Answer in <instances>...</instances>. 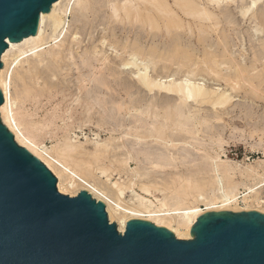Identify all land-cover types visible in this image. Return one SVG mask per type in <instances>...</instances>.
<instances>
[{"label": "bare ground", "instance_id": "6f19581e", "mask_svg": "<svg viewBox=\"0 0 264 264\" xmlns=\"http://www.w3.org/2000/svg\"><path fill=\"white\" fill-rule=\"evenodd\" d=\"M65 1L57 0L49 13L41 15L36 35L26 37L18 43L9 41V47L2 57L4 62H7V58L12 56V62L10 64L7 62L0 73V87L5 97V101L0 107L3 123L13 132L15 140L21 146L26 147L55 173L60 192L76 196L78 190H87L97 200L105 202L110 220L115 222L116 219L120 232L125 231L127 222L131 218H137L170 228L181 239L192 237V227L202 213L222 210H257L264 213L261 191L254 187L259 182L264 181V171H262L263 168L260 169V167H264V160L258 161L257 166L242 167L236 162L223 159L219 153L216 155L206 153L205 158H200V160L194 155L191 159L190 150L187 151L188 155H186L187 153L183 155L184 157L181 155L183 153V145L180 147L182 143L193 145L190 139L185 137V134L196 139L199 132L198 125L222 119L218 110L208 112L204 110L202 105L211 104L216 109L225 107L226 104L229 105L228 102L231 101L232 95L230 96L228 91L220 89L221 87H210L211 85L207 86L205 82L198 80L197 71L200 68V59L199 62L197 59H195L196 61L194 59L188 60L187 69L184 70L181 68L184 67L183 63L180 61L176 63L172 59L177 60L188 51L180 48L172 51L167 49V42L169 43L171 40L173 27L175 30L186 29L187 32H191L189 35H198L196 37L198 41L206 42L209 31L210 33L218 31L222 19L221 14L232 10L233 4L238 2L241 4L240 12L242 15L247 17L251 13L250 20L257 23L254 27L256 28L254 38L264 37V0H239L238 2L235 0H113L111 4L112 13L108 19L109 25L112 27V34L116 35L117 31L126 32L128 40L122 44L119 39L108 40V37L104 36L100 45L94 46V44V47H91L92 53L89 51L90 55H88L94 71H91V77L88 79L87 75L90 76V73L85 75L81 72L85 67H88L86 55L82 58L83 66H78L81 75L79 85L81 93L87 87V80L88 84H91L92 81L98 80L99 82L102 80L103 85L111 90L108 94L109 100L105 95H98L102 100L92 98L93 102L91 103L94 106L88 103L91 108H98L97 114L106 121V124H110L108 127L111 133V137L107 140L95 142L92 151L86 149L84 143H76L70 137L75 123L73 109L63 113L56 110L50 118H45L43 121H34L30 111L23 109V105L30 98L46 93L51 94L60 86V83L65 82L64 77L68 73L65 74L63 68L64 65L68 64V59L64 51L68 49H66L67 45L59 43L66 35L65 20L71 7L68 3L71 0L66 5ZM95 1L75 0L76 9L73 11L74 6H72L70 14L76 16L77 13L81 12L83 15H87V12L95 8ZM46 25L51 29L49 35L45 34ZM233 25L236 26V21L233 22ZM173 33L176 34L177 32ZM218 33L223 34L221 31ZM139 34L142 35L141 38H144L145 42L150 43L148 46L152 47L143 46L144 44L136 45L135 41ZM177 34L176 37L182 35L178 36ZM62 35L63 37L60 39ZM134 36L136 38L131 39ZM220 37L222 39L220 44H224L225 50L228 51L229 47L224 42L225 38ZM261 39H259L257 47L252 45L254 55H252L253 65L251 64V68L247 67V64V66L244 64L246 66L244 67L240 58L235 56L237 53L229 50L230 53H227V56L231 54L230 61L214 59L213 62L217 67H208L210 72L218 74L225 81L233 80L240 83L239 80L250 76L251 73L253 74L257 70L263 71L264 40ZM52 41L65 49L46 51V46ZM103 47H109L111 53L105 52ZM15 48L17 49L15 50ZM29 52L35 55V59L23 58ZM241 59L246 62L247 56ZM201 61L206 63L205 58ZM15 62L20 63V68H22V71L17 73V78L22 82V88L18 93L19 95L13 96L15 94V92L12 94L11 91L13 76L8 81V73L11 64ZM170 62H174L176 66L175 64L171 65ZM170 70L171 73H169ZM60 75L63 81L59 79ZM123 80L126 83L125 100L120 98L121 89H123L121 88V81ZM65 87L70 89V87ZM139 87L148 92H153L155 95L163 93L161 100H163L164 105L161 107L156 104L139 106L134 92V89ZM101 88L103 89L102 86ZM155 91L157 92L154 93ZM80 98L82 97H79V101H81ZM22 103L23 105H21ZM81 104L84 106V113L87 114V99L81 101ZM162 108L165 115H161L158 111ZM107 110H110L112 115L105 117ZM203 110L204 112H202ZM59 118L64 121L62 126L57 124ZM101 121L103 120L101 119ZM126 124L129 127L127 134L133 135L136 141L156 143L161 149L160 153L157 152L158 154L150 153L147 157V163H145L157 172L162 171L168 174L161 178V182L166 183L170 191L160 201L159 206L142 195L143 193L149 196L153 194L154 189L158 190V175L153 174L155 172L152 169L150 172L148 169L142 171L139 166V155L129 149L127 140L123 136H112L114 133H119ZM50 129L60 131L63 134L66 149L70 153L80 156L88 155L89 157L73 163L69 158L71 155L64 157L49 154L43 147L42 133ZM174 134L179 138H171ZM121 148L126 149L128 156L120 157L119 149ZM106 158L110 163L108 165L104 163ZM193 161L196 162V166L201 165V169L196 174H185V170L189 169V164ZM94 162L98 163L97 166H94ZM132 162L135 164L134 167ZM111 171H118L119 174L123 171L129 177L132 175L135 182L125 185L115 181L114 186L121 195H124L126 191H131L134 195V202L123 203L124 201L120 198L112 197L96 182L90 180L91 176L98 173L109 176ZM201 173L209 175V179L205 180L206 177H204L205 181H200L199 174L201 175ZM238 174L242 178L240 181L236 180ZM143 176H146L147 183L139 180L140 178L143 179ZM138 180L142 182L141 194L134 189ZM219 184L221 196L213 195L205 202L206 208L199 206V203H189V199L192 197L204 199V193L208 187ZM241 186L246 187L250 192L242 200L238 197Z\"/></svg>", "mask_w": 264, "mask_h": 264}, {"label": "water", "instance_id": "95a60500", "mask_svg": "<svg viewBox=\"0 0 264 264\" xmlns=\"http://www.w3.org/2000/svg\"><path fill=\"white\" fill-rule=\"evenodd\" d=\"M57 0H0V71L9 41L38 33ZM5 101L0 88V107ZM190 239L131 218L125 231L87 190L60 192L53 171L3 123L0 113V264H264V213L210 211Z\"/></svg>", "mask_w": 264, "mask_h": 264}, {"label": "rangeland", "instance_id": "374dc122", "mask_svg": "<svg viewBox=\"0 0 264 264\" xmlns=\"http://www.w3.org/2000/svg\"><path fill=\"white\" fill-rule=\"evenodd\" d=\"M68 1L69 0H66L64 2L65 5L68 3ZM121 1H125V0H121ZM235 1L238 2L239 0H235ZM112 3H113V0H110V1L109 0H96L94 3L95 8L87 12V15L86 14L83 15L81 12H79L76 14V16H74L73 14H70L72 6H74L73 11L74 9H76L75 0H71L68 3L70 4L69 7L70 6L71 7L69 8V13L65 20L66 35L64 39H62V41L59 43V44L63 43L67 45L66 49H68L64 51V54L66 55L68 59V64L66 66L64 65V68H63V72L65 74L68 73L64 77L65 82L62 84L60 83V86H58L54 90L53 93L51 94L46 93L43 95L32 97L27 102H25L24 105L23 103L21 104L23 105V109L25 110L28 109V111H30L32 115V119L34 121H43L45 118H50L56 110L63 113L66 110L71 111V109H73L75 123L73 124V130L70 134V137L76 143H79V142L84 143V145L86 146V149L90 151L94 149L95 142L97 141L103 142L105 139L107 140L108 138L111 137V133L108 127L110 126V124H106V121H104V119L101 118L97 114L98 108L96 107L91 108L89 104L93 105L91 103L93 102V99L102 100V98H100L98 95H105L107 100H109L108 94H109V91L111 92V90H108L107 87L103 85L102 80L99 82L98 80L95 82L92 81L91 84L90 83L88 84V80H87V87L81 93L79 90L80 79H81L79 67L83 66L82 58L86 55L88 67H85L83 71L81 72L85 73V75L90 73V76L87 75V79L91 77V71L92 70L94 71V67H93L91 60L88 58L89 57L88 55H90V52L92 53L91 49L94 46L100 45V41L102 40L104 36H107L108 40L109 39L110 40L119 39L120 43L122 44H124L128 40L126 32L117 31L116 35L112 34V29H111L112 27L109 25V22H108L109 16L112 13V9H111ZM238 3H235V5L233 4L232 10H230L229 12H225L221 14L222 19H221V23L219 24L218 31L217 32L215 31V33L213 32L210 33L209 31L207 33L208 39L206 42L198 41V39L196 38L198 37V35L193 34V36H191L189 35L191 34V32H187L186 29L175 30L173 27L172 28L173 32L176 31L178 33V34L176 33L178 36H180V34L182 35L181 37H176V34L172 32L171 40H169V43L167 42V49L169 48V51H172V50L180 48L186 52L191 51L190 53L187 52L185 55H183V57L180 56L179 57V59L181 58L180 60L177 58V60L172 59V61L176 63L180 61V63H183V66H184L181 68L182 69L184 68V70H186L187 69L186 63H188L190 59L191 60L194 59V61H196L195 59H197L198 60L197 62H199V59H200V65H199L200 68L197 71L198 80L200 82L201 81L205 82L207 86L211 85L210 87L212 86L216 88L217 86L218 88L221 87L220 89H224L228 91V94L230 96L232 95L231 101L228 102L229 105L226 104L227 107L225 105V107L224 106L218 107V109H216L211 104L202 105L204 110L208 112H212V111L215 112L216 110H218L219 113H221L222 119L212 120L211 122H208L206 124L204 123L202 125H198L199 132L197 134L196 139L191 138L189 135L185 134V137L189 138L190 142L193 145L180 142L182 143L180 147H182L183 145V149H182L183 153L181 155L183 156L186 153H187L186 155H188L187 151L190 150L189 152L191 153V159L195 156V158H199L200 160V158H203L206 153H210L212 155H216L219 153L223 159H228L230 161L236 162L242 167H244L247 165L257 166L258 161L264 160V70L263 71L257 70L256 72H254L253 74L251 73L250 76L248 75L244 79L240 78L241 79V81L239 80L240 83H236V81H233V80H231L230 82L223 80L222 78H220L218 74L214 72H210L208 68L210 66L217 67L216 64L213 62L214 59H219V61H224V60L230 61L229 57L231 54H228L227 56V53H230L229 50L233 51L235 54L237 53L235 56L240 58V60L243 62L241 64H243L244 67L248 65L247 67L251 68L252 67L251 64L253 65L252 55H254L253 54L254 48L252 45H255L257 47L259 43L258 42L259 39H261L263 36H261L259 39L257 38L258 40L254 38L255 36L254 30L256 29L254 27L256 26L257 23H255L253 20H250L249 16L251 15V13L247 17H244L242 15V13L240 12L241 4H238ZM236 4H238L239 7ZM234 21H236V26L233 25ZM233 28H235V30H233ZM49 29L50 27L46 25L45 27L46 35L47 34L49 35V33L51 32V29L50 30ZM182 31L183 33H181ZM195 31H196V28H195ZM219 31H221V33L223 34L220 35L218 33ZM140 33L142 34V31ZM220 36L225 38L224 42L228 44V47H229L228 51L225 50L224 44H220L222 40ZM62 37L63 35L60 37V39ZM141 37L142 35L139 34V37H137L138 39H136V41L138 40L137 41L138 43L135 41V44L136 45L144 44L143 46L149 47L148 45L150 43H148V41L145 42L144 38H141ZM183 37L184 38L186 37L187 40L184 39ZM219 37L220 39H218ZM135 38L136 37L134 36L131 39H135ZM263 38L261 39L262 41L264 40ZM213 43L214 45H212ZM59 44H56L55 41H52L50 44L46 46L47 47L46 51H52L53 49L55 50L65 49V48L59 47ZM103 48L105 52L107 51V53L109 54L111 53V51L109 50V47L107 48L103 47ZM16 49L17 48H15V50ZM164 49H165V46H164ZM196 49L197 51L199 50L198 53L197 51H195ZM245 56H247L246 62H244V60L241 59L242 57H245ZM27 57L30 59H35V55H33L31 52L25 54L23 58L25 59ZM188 57H191V58H188ZM202 57L205 58L206 63L204 62L202 63L201 61L203 60ZM1 60L3 63V68H4L5 67L4 65L7 62H8L7 64H10L12 62V56L7 58L6 60L7 62H4L3 57ZM174 62H170V64L173 65L175 64ZM88 63L89 65L91 64L90 67ZM249 63H250V66H249ZM263 63H264V60H263ZM244 64L245 65L247 64V65L245 66ZM11 65L12 66L8 73V81L10 80V77L13 76L12 81H11L12 83L11 91H12V94L15 92L13 96H16V94L19 95L18 93L19 91H21V88H22L21 87L22 82L19 78H17L18 76L17 73L21 72L22 68H20L21 67L20 63L17 64L15 62ZM14 68H17V69L15 70ZM169 73H171V70L169 71ZM61 78L62 77L60 75L59 79L62 80ZM124 81L125 80L121 81V88L123 89H121L120 98L122 97V100H125V91H126V87H125L126 83ZM232 84L233 86L235 85V87H233ZM65 86L70 87V89L66 88ZM101 86L103 87V89L101 88ZM134 90L133 91L135 92V99L137 97L136 100L139 106H147V105L156 104L161 107L162 105H164L163 100H161V98H163V93H157L155 95L153 94V92L152 93L148 92L146 89H142L140 87ZM156 92L157 91H155L154 93ZM79 97H82L80 98L81 101H84V99H87V114L84 113V106L83 104H81V101H79ZM204 110L202 112H204ZM158 111H160L161 115L164 114L163 108L158 109ZM111 115H112L111 111L107 110V112L105 113V117H108ZM101 119L103 121H101ZM63 122L64 121L61 118L57 120V124L59 126H62ZM128 128L129 127L126 124L121 128L119 133H114V135L112 136H120V137L123 136V138L127 140L129 149H132L134 152H137L139 155V166L142 171H145L146 169H148V171L150 172V169H152L155 172L153 174L158 175L157 176V179L159 180L157 184L158 190L154 189L153 194L146 196L145 194L142 193V190L140 189L142 180L145 183H147L146 182L147 178H145L146 176L145 177L143 176L142 177L143 179L138 178L141 181L138 180L139 182L138 181L136 182L137 184H135L134 189L140 194L142 193V195L147 197L148 199H151L155 203V205L159 206L160 201L163 200L164 197L170 191L169 187L166 186L167 184L161 182L162 181L161 178L168 174H166L165 172L163 173L162 171L161 172L163 174L160 171H158L159 172L158 173L150 165H147L145 163H147V157L150 153L151 154H156L157 152L160 153L161 149H159L156 143H146L142 141H136L133 135L127 134L129 132ZM193 130H196V129L193 128ZM171 138L177 139L179 137L175 136L174 134V136H171ZM42 141H43L42 143L43 147L49 154L59 155V156H64V157H69V155H71V157L69 158L73 161V163L75 161L77 162V160L81 161L82 159H87V157H89L88 155L80 156L74 153H70L66 149L65 139H64L63 134L60 131L50 129L49 131L43 132ZM119 151L118 152L120 154V157L128 156V154H126L125 148H121L119 149ZM90 157L91 159H93L92 156ZM104 163L106 165L110 164L108 161V158L105 159ZM195 163L196 162L193 161L191 164H189V169L185 170V174L187 175L196 174V172H198L201 169V165L196 166ZM97 164L98 163L94 162V166H97ZM131 164L133 167L135 166L133 162ZM262 168L264 169V167H260V169ZM263 169L262 171H264ZM121 172L122 173L119 174L118 171H111V174L109 176H107L106 174L98 173V174L91 176L90 180L92 182H96L99 186H101V188H103L112 197L120 198L122 201H124L123 203H132L134 202V195L132 194L131 191H126L124 195H121L118 189L114 186L115 181H119L120 183L125 184V185H128L130 182H135V180L132 179L133 178L132 175L129 177L128 174H126V172H123V171ZM205 174L206 173H201V175L199 174V178L201 177L199 179L200 181L204 180L205 179L204 177H206L205 180H207V178L209 179V175H205ZM241 179L242 178L239 174L236 175V180L240 181ZM255 182L257 183L258 180ZM78 191L80 192L81 190H78ZM243 191H246V187L241 186L239 189V194L242 193ZM79 192H77V194ZM204 195H205L204 197L205 201L202 198L196 199L192 197L189 199V203H196V204L199 203L198 204L199 206H201L202 208H206L205 202H207L211 197H213V195L217 197L221 196L220 184L208 187ZM108 216H109V213H108ZM109 220H110V216H109ZM115 223L117 224L116 219H115Z\"/></svg>", "mask_w": 264, "mask_h": 264}, {"label": "built area", "instance_id": "2783aa9c", "mask_svg": "<svg viewBox=\"0 0 264 264\" xmlns=\"http://www.w3.org/2000/svg\"><path fill=\"white\" fill-rule=\"evenodd\" d=\"M256 187V189H259L260 191H261V201L264 203V181L263 182H259L258 184H257V186H255ZM255 189V190H256ZM250 192H249V189H246V191H243L242 193H240L239 195H238V197H239V199L240 200H242V198L246 195V194H249Z\"/></svg>", "mask_w": 264, "mask_h": 264}]
</instances>
